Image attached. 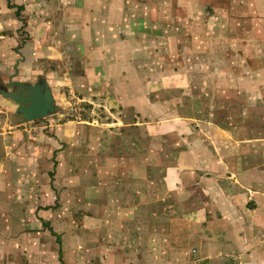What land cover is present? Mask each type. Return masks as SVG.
Here are the masks:
<instances>
[{"label": "crops", "instance_id": "crops-1", "mask_svg": "<svg viewBox=\"0 0 264 264\" xmlns=\"http://www.w3.org/2000/svg\"><path fill=\"white\" fill-rule=\"evenodd\" d=\"M11 77L46 80L56 106L68 85L155 149L163 141L146 168L131 157L132 174L108 156L99 187L80 192L101 206L102 235L122 210L133 264H264V0H0V83ZM11 100L0 93V233L17 224L15 211L22 226L34 214L64 257L61 234L37 213L61 206L63 127L97 119L24 121L17 104L9 121Z\"/></svg>", "mask_w": 264, "mask_h": 264}, {"label": "rangeland", "instance_id": "rangeland-1", "mask_svg": "<svg viewBox=\"0 0 264 264\" xmlns=\"http://www.w3.org/2000/svg\"><path fill=\"white\" fill-rule=\"evenodd\" d=\"M61 93V95L57 93L59 95L57 112L41 118V121L54 120L63 124L70 121V119L80 121L83 118L90 120L95 118L97 121H95L96 126L88 124L75 125L76 123H74L72 128L63 127L65 129L63 131L69 133V137L66 139L70 145L58 154L59 159L62 160V165L60 168L58 167L61 178L56 186L61 194V206L56 211L39 212L37 214H44L47 218H50L55 231L61 234L65 250V264H133L135 258L132 257L131 228L116 225L118 223L116 217L118 218L122 210L120 211L116 206L115 211L112 212L115 222L102 235L100 215L103 212L101 206L98 202L87 205L84 203L85 198L80 192L83 190L82 186L87 184L96 185L95 183H97L96 186L99 187L98 182L101 180V176L110 167L108 156H113L114 160L116 158L120 159L119 161L123 160V167L120 171L132 174L135 170L136 161L134 162V159L136 160L137 154H139L140 161L143 160L140 163L143 168H146L149 164L144 157L149 156L151 160L157 154V160L160 159L158 154L161 156L164 151L160 149L159 144L163 141L156 139V146L159 148L156 147L155 149L152 142L146 139L144 130L138 131L133 126L115 124V116L118 115L112 114L108 110L105 113V110L100 111L101 108L98 105L79 100L69 90L68 85L63 87ZM10 102L12 104L10 107L8 106L10 111L8 115L5 114L9 121L13 119L11 114L14 115L15 106L17 105L13 100ZM5 109H7V106ZM61 112L65 113V116L61 115ZM122 116L125 121H131L132 119V116L127 113L120 117ZM1 121L3 122V119L0 118ZM98 122H111L112 126L110 127L108 124L100 126ZM31 124L35 125L37 123L33 122L27 126ZM136 138H140L139 145L138 142L136 144L134 141ZM173 140L175 141L176 138L172 136L165 139L166 143H170L171 151L179 147ZM142 150H144L143 153ZM169 155H171V152H169ZM131 157L134 158L133 161ZM119 161L117 164L120 163ZM167 163H169L167 160L160 164L157 163L156 168L160 169L159 167L162 166L159 172H164ZM124 177L123 181L126 180L128 186L133 184L127 175ZM108 181L109 186L113 188L117 186L115 178ZM119 181L121 182V180ZM119 185L122 186L121 183ZM76 187L78 193H76ZM121 197L130 200L131 195L124 192ZM120 198L118 203L123 202ZM15 212L13 214L17 216V224L11 226L10 230L8 229L5 232L6 234L0 233V264H61L55 237L48 230H43L32 222V219L36 220L34 214H28L26 223L22 226L19 221L20 213ZM19 224L21 227H19ZM136 245L134 244V246ZM139 245L142 246V244Z\"/></svg>", "mask_w": 264, "mask_h": 264}, {"label": "water", "instance_id": "water-1", "mask_svg": "<svg viewBox=\"0 0 264 264\" xmlns=\"http://www.w3.org/2000/svg\"><path fill=\"white\" fill-rule=\"evenodd\" d=\"M12 78L9 82L12 90L0 83V93L18 104L15 113L24 121L38 120L57 112L55 98L46 80L30 84Z\"/></svg>", "mask_w": 264, "mask_h": 264}, {"label": "trees", "instance_id": "trees-1", "mask_svg": "<svg viewBox=\"0 0 264 264\" xmlns=\"http://www.w3.org/2000/svg\"><path fill=\"white\" fill-rule=\"evenodd\" d=\"M53 232V234L54 235H56L57 236V241H58V243L60 244V261H61V263L62 264H65V262H64V257H63V249H62V240H61V238H60V236L57 234V233H55L54 231H52Z\"/></svg>", "mask_w": 264, "mask_h": 264}]
</instances>
